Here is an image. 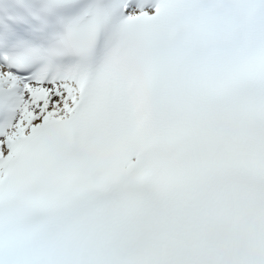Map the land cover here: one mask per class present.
<instances>
[{"label":"snow or ice","instance_id":"1","mask_svg":"<svg viewBox=\"0 0 264 264\" xmlns=\"http://www.w3.org/2000/svg\"><path fill=\"white\" fill-rule=\"evenodd\" d=\"M0 264H264V0H0Z\"/></svg>","mask_w":264,"mask_h":264}]
</instances>
